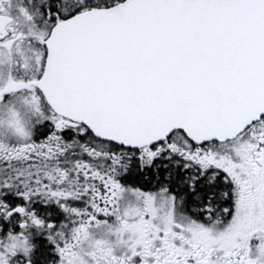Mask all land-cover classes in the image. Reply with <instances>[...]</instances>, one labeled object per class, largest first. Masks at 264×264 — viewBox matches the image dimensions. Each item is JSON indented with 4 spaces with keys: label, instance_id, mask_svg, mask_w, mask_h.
Listing matches in <instances>:
<instances>
[{
    "label": "snow or ice",
    "instance_id": "snow-or-ice-1",
    "mask_svg": "<svg viewBox=\"0 0 264 264\" xmlns=\"http://www.w3.org/2000/svg\"><path fill=\"white\" fill-rule=\"evenodd\" d=\"M0 264H264V0H0Z\"/></svg>",
    "mask_w": 264,
    "mask_h": 264
}]
</instances>
